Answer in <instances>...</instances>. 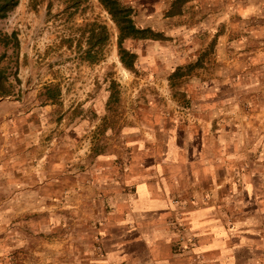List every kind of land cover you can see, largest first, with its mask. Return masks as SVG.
<instances>
[{
	"label": "crops",
	"instance_id": "1",
	"mask_svg": "<svg viewBox=\"0 0 264 264\" xmlns=\"http://www.w3.org/2000/svg\"><path fill=\"white\" fill-rule=\"evenodd\" d=\"M233 2L264 0L220 20L148 3L160 33L120 42L100 0H19L0 264H264L263 54Z\"/></svg>",
	"mask_w": 264,
	"mask_h": 264
},
{
	"label": "rangeland",
	"instance_id": "2",
	"mask_svg": "<svg viewBox=\"0 0 264 264\" xmlns=\"http://www.w3.org/2000/svg\"><path fill=\"white\" fill-rule=\"evenodd\" d=\"M125 6H129L132 9L131 18L135 25L141 29H146L145 35H158L160 32L149 27H141L138 25L137 20L143 18L145 13L147 12V8L145 7L148 3H153L156 8V16L157 18H163L166 16H172L175 13L181 11L183 5H185L186 15L190 19L194 18H213L216 20H220L224 16V0H119ZM237 1V0H236ZM190 2V3H187ZM246 4V0H243ZM103 5V4H102ZM104 6V5H103ZM188 6V7H187ZM252 7H247L242 14L240 8L234 5L232 8V21L233 34H237L242 37L238 44H245L247 49L255 48L259 51L261 49L262 55L259 54L257 57V64L260 67L259 69L263 73L264 76V2H261V5L258 3H253ZM105 10L108 12L109 16L115 23V28L118 29L120 34V28L112 14L108 11V9L104 6ZM10 13V12H9ZM105 13V17L108 16ZM5 18L0 19V55L5 53L6 56L3 58L2 64H0V68L5 70V78L3 81L5 85L12 91H16L15 84L13 81H10V77L17 78L15 71V55H16V46L14 45V40L8 38L4 35L5 33H9L5 30L4 23ZM107 21L106 18H104ZM14 32V31H13ZM103 32H111L109 25L104 24ZM10 34V33H9ZM12 34V33H11ZM4 62V63H3ZM254 66V65H253ZM263 67V68H262ZM14 78V79H15ZM12 89H11V88Z\"/></svg>",
	"mask_w": 264,
	"mask_h": 264
},
{
	"label": "trees",
	"instance_id": "3",
	"mask_svg": "<svg viewBox=\"0 0 264 264\" xmlns=\"http://www.w3.org/2000/svg\"><path fill=\"white\" fill-rule=\"evenodd\" d=\"M19 0H0V19L6 18L9 15ZM100 2L108 9L113 18L117 22L120 28V42L125 36H137L143 37L146 29H141L135 25L131 18L132 9L129 6H125L119 0H100ZM8 40L9 38L14 40V45L17 47L16 33L4 34ZM6 56L5 53L0 55V61ZM5 70L0 68V97L7 96L13 92L8 86L5 85L3 78H5ZM18 80V78H16ZM11 88V87H10ZM12 89V88H11Z\"/></svg>",
	"mask_w": 264,
	"mask_h": 264
}]
</instances>
